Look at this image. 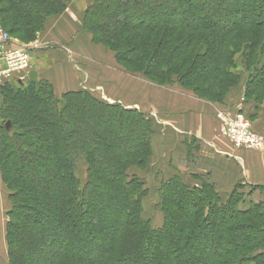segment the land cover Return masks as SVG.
Listing matches in <instances>:
<instances>
[{"label":"trees","instance_id":"16d2710c","mask_svg":"<svg viewBox=\"0 0 264 264\" xmlns=\"http://www.w3.org/2000/svg\"><path fill=\"white\" fill-rule=\"evenodd\" d=\"M72 1L6 0L7 7L0 9L1 24L13 38L29 44L43 31L48 17L64 13ZM164 1L93 0L86 12L84 28L97 44L114 50L120 62L143 68L150 61L146 73L152 81L163 84L179 76L184 88L212 102H222L226 91L237 81L231 72L234 68L229 59L231 53L226 49L232 33L236 36L232 38L236 41L235 49L244 51L246 66L251 67L246 100L262 103L264 66L254 64V60L264 54V0L257 4L244 0V5L240 4L242 0H217V6L210 9L203 3L191 4L186 0L193 5L188 16L191 19L173 26L169 24L179 19V11L169 5L158 12ZM238 13L242 14V21L235 25L228 22L229 15ZM144 14L155 18L154 21L137 23ZM249 28H254L250 40L244 33L236 35ZM180 30L189 33V37L176 35ZM198 31L209 32L204 38L208 46L205 43L198 47L195 34ZM143 32H149L148 36L143 37ZM19 35L23 37L19 39ZM214 38L219 45L212 51L214 47L210 44ZM154 40L158 48L151 50ZM123 41L133 48L129 59V54L118 55ZM226 79L232 81L228 83ZM43 86L46 97L41 95ZM0 90L3 95L0 119H5L0 127V171L12 203L5 231L9 264H264V215L259 210L263 205L240 209V201L231 199L227 205H213L214 197L219 195L210 184H204L205 188L190 187L176 177L162 184L159 190L164 226L151 228L142 214V201L148 189L144 182L128 174L130 167L144 164L151 155L145 135L151 123L141 113L124 110L119 113L117 125L108 117L99 140L88 139V143L75 142L73 147H62L61 130L69 131L79 106L83 104L82 108L89 113L91 106L95 113L90 115L97 119L103 115L99 109L107 105L88 93H69L59 100L52 87L43 82L25 88L6 85ZM78 97L85 98L83 103ZM51 102L66 105L59 112ZM125 118L134 121V126H140L144 133L145 141L138 139L140 135L134 129L127 130L138 135L127 141L133 144L131 150L121 147L120 140L110 139L112 133L122 134ZM36 120L42 121L41 133L47 135L49 147L33 136L31 128ZM7 123L11 124L10 129ZM92 143H103L105 147H94ZM81 157L89 164L85 186L77 177L74 162ZM241 189L238 187L237 192H242ZM222 214L231 219L230 229ZM209 233L219 238L211 246ZM201 239L205 249L193 244ZM225 244H230L231 251L221 253L219 249ZM192 253L198 258H190L187 263Z\"/></svg>","mask_w":264,"mask_h":264},{"label":"crops","instance_id":"0c3cea01","mask_svg":"<svg viewBox=\"0 0 264 264\" xmlns=\"http://www.w3.org/2000/svg\"><path fill=\"white\" fill-rule=\"evenodd\" d=\"M88 4L89 1L73 0L64 13L46 19L44 32L29 43L39 46L30 52L31 67L22 74V82L13 80L10 85L25 88L31 83L43 82L52 87L57 99L69 93H88L99 102H125L130 109L151 116L155 129L152 147L166 156L172 173L169 180L177 177L196 188L210 184L224 197L238 187L247 186L252 206L264 207L261 193L264 191V146L258 151L236 150L223 136L217 119V113L223 108L240 107L264 138V101L248 102L244 83L232 89L222 102L202 99L179 86L154 84L150 98H144L143 91L138 90L131 99L114 53L107 46L97 44L84 28ZM3 66L0 61V69ZM137 80L144 88L146 81ZM2 104L0 90V108Z\"/></svg>","mask_w":264,"mask_h":264},{"label":"rangeland","instance_id":"374dc122","mask_svg":"<svg viewBox=\"0 0 264 264\" xmlns=\"http://www.w3.org/2000/svg\"><path fill=\"white\" fill-rule=\"evenodd\" d=\"M0 1H5V2L0 4V9H4L5 7H7L6 6L7 5L6 0H0ZM78 1L79 2L83 1L85 3H87V1H89L88 8H89V6L92 5V2H93V0H77V2ZM190 1H191V4L192 3L193 4L201 3V5H202V3H203V6L208 5L209 6L208 9H210L211 6H217V4H218V3H216L217 0H214L215 4L213 1L211 2V1H207V0H190ZM190 1L187 2L186 0H166L163 3L162 2L160 3V5L162 4V7H160V9H158V12H163V8L165 9L169 5L171 7H173V5H174L173 8L175 9V11H179L180 16L178 15L179 19L175 20L174 22H170L169 26H173L171 24H176L179 21H181L182 23L189 22V21H184V20L186 18H188V20L191 19L188 17L191 14L190 7H193V5L190 4ZM225 1H229V0H223L222 2H225ZM243 1L244 0L241 1V3H240L241 5H244ZM259 1L260 0H253V4H257ZM127 6L128 5H126V8H127ZM176 8H178V9L176 10ZM86 12H85V17H88ZM208 12L211 14L210 16L213 17V15H214L213 12H211V10H209ZM174 17H176V16H174ZM241 17H242V14H239V13L238 14H231L227 17V20L231 24L235 25L238 22L242 21ZM2 18H3V15L0 14V23H1ZM154 19L155 18H153V17L150 18L147 16V14H144L143 17H140L139 20H137V23L145 25L146 23H149L150 21H154ZM155 21H157V20H155ZM160 29H162V27ZM43 32H44V29L39 34L35 35L36 39L32 42H35ZM253 32H254V28H249L248 30H245V32L239 31L238 33H236V35H239V33L240 34L244 33L245 37H247V39L250 40V38L253 35ZM148 34H149V32L148 33L147 32L142 33L143 37H147ZM195 34L198 36V40H197V42L199 44L198 47L204 45L205 43L208 46V40H207V42H205L204 38L210 35L209 32H207V31H200L199 32L198 31ZM176 35H180L184 39L189 37V33L184 32L182 30L178 31L176 33ZM229 35H230L229 41L227 42L226 49L229 50L228 54L231 53L229 59L231 58L230 62H231V64H234V66H233L234 68H231L232 69L231 72L235 75V79L237 81H235V83L232 84L234 86L230 85L232 87L226 91V93L223 97L224 100L226 99V97L229 96L232 89L234 90V88L240 86L241 83L245 84V92L244 93L247 94V89H248L247 84H248V78L250 75L249 70L251 68V67L248 68L246 66V65H248V63L245 60L246 55H245L244 51L240 50L238 52V50L235 49L236 48L235 47L236 41L232 40V38H234L236 36H233L232 33H230ZM17 37L19 39H21L23 36L19 35ZM245 37H244V39H245ZM216 39L213 41V43H212V41H211V44L209 43L211 45V47H214V48H212V51L216 50L218 48L217 46L219 45V43H218L219 40H216ZM32 42H29V43H32ZM120 44L121 43H119V45ZM125 45H126L125 41H123V45H122L123 48H121V49L119 48V50H118L119 54L118 55H121L120 53L129 54V55H127L128 59H129L133 48H132V46H125ZM150 45L152 46L151 50H155L158 48V42L155 40ZM116 46H117V44H116ZM106 48L111 49L109 46ZM148 51H150V49H148ZM112 52L114 53V56H115V59L117 62V67L119 69L120 68L122 69L123 78L126 79V84L129 86V93H130L131 99L137 95L138 90L143 91L144 98H147V97L150 98L152 95V85L153 84L157 87H164V86L165 87H172V86L178 87L179 86L180 88H182L184 90L192 92L191 90H188L182 86V82H180L181 78L179 76H174L171 79L166 80V82L163 84L162 83L160 84L158 82L156 83V82L152 81L150 79L151 77L148 76L146 73L147 72L146 66H148V65L151 66L150 61L146 62V65L143 68L137 67V66H131V65L120 62L115 51L113 50ZM228 54L226 56H228ZM263 56H264V54H261L258 57H255L254 64L257 63L261 67L264 66V57ZM213 60H214L213 62L216 61V59H213ZM124 74L128 75V78H126L124 76ZM140 78H142L146 81L144 84V88H143L142 84L140 85V81L137 80ZM225 81L230 82L232 80L226 79ZM197 85H199V84H197ZM41 91H42L41 95L43 97H46L47 94L44 95V93H46V87L45 86H43V89ZM195 95L196 96L198 95L199 97L204 98V97H202L203 95H201V94H195ZM245 98H246V96H245ZM78 99L81 101V103H83V100L85 98L84 97H78ZM205 99H207V98H205ZM85 101L88 102V99L86 98ZM51 103H52L51 105L53 107H57V111H59V112H61L62 109L66 105V102H64V103L60 102V103H58V105H56L55 103L53 104V102H51ZM89 103H91V101H89ZM102 103H104V105H107V107L103 108V110H100L102 108L99 109V111H101V113H103V115L100 114L99 118H97V119L93 118L92 117L93 115H90V114L95 113V109L93 110V108L91 106H90L91 113H89L90 111L82 108L83 104L81 106H79L78 109H76L77 114L72 119L74 125L72 124V126H70L69 131L68 130L65 131V129L61 130V133L63 134V137H64V142H63L64 144L62 147H69V146L73 147L75 142H83V141L86 142L87 141L86 143H88V139H90L89 140L90 142L92 140L94 141L95 139L99 140L100 136L102 137V135L100 134L101 130H103L102 127H107V124L105 122H107L109 120L108 117L113 118V120L116 121V125H117L119 123V117H120L119 113L123 112L124 110H131V111H134L136 113H141V112H137V110H132L129 107H127L125 102L119 103V102H106L105 101ZM91 104H94V103H91ZM83 107H85V106H83ZM225 108H229V107H225ZM225 108H223V109H225ZM63 114H64V111H63ZM142 115L144 116V118L146 120H148V121L150 120V123H151V124L148 123L149 130H148L147 134L145 132V135L147 136V141H149V145L146 147H149V152H151V155H149V157H147V161L144 164L139 165V166L133 165L132 167H130L128 170V174L130 175V178H136V179H139L145 183V188L148 189V194L145 196V198L142 201V204H143L142 214H143V217L146 221H150L151 228L158 229V228H161L162 226H164L163 225L164 224V215H163L162 211L160 210V208H161L160 203L162 201L161 200V192H160L161 190H159V189L162 187V184L166 183L169 180V178H170L169 176H171L172 173L169 172L170 171L169 170L170 165L168 166V162L166 161L167 160L166 156H164L161 152H157L156 149L154 151V147H152V145L154 143V138H155V129H154V126H153L152 121H151V116L145 115V114H142ZM132 116L137 117V116H135V114L134 115L132 114ZM14 119L15 118H13L12 120H14ZM4 122H5V119H3V120L0 119V127L4 126ZM101 122H104L106 125H103L104 123H101ZM98 123H101L100 124L101 128H98ZM122 123H123V125L121 126L120 132L122 131V134L125 133L126 135L124 136L121 133H120L121 135H118L116 133H114V134L112 133V135L110 136V139L115 138V139L120 140L121 141V147H127L126 150L127 149L131 150L130 148L133 147V144H130L127 141L135 140L136 134H134L133 131L130 134L127 132V130L128 129H130V130L134 129V132H137L140 135V136L136 135V136H138V139L145 141L143 129L140 126H134L135 125L134 121L131 122V121H129V119L125 118L122 121ZM33 125L34 126L31 128L33 136H35L36 140H40L44 146L49 147V145L47 144V140H48L47 135L41 133L43 130L42 121L40 120V122H38L36 120L33 123ZM92 145H94V147H105L103 143H102L103 146L101 144L95 145L93 143H92ZM86 147H88V146H86ZM67 151H68V149H67ZM74 162L76 164L75 168H76L77 177L79 178L80 183L85 186V184L87 183V180L89 179L88 178L89 176L87 173L88 172L87 168H88L89 164L82 157L76 159ZM167 167H168V169H167ZM1 180H0V264H9V257H8L7 246H6L7 245L6 232L5 231L7 230V224H8V220H9L7 217H8V213L12 207V205H11L12 203H10L9 199H8V197L10 195V191L7 189V186L5 185V183L4 184L1 183L2 182ZM201 186L203 188L206 187L204 184H201ZM246 187L247 186H245V188L241 190L242 192H237V190H234V192H232L227 197H224L223 195H219L216 192L219 196L214 197V199H213L214 204L213 205H216L218 203V206H224V205H227L231 199V202L232 201H235V202L240 201L238 203L239 207H241L240 209H250V208L256 209V208H254V206H252V203H250L248 201L249 195H251L250 194L251 192H250V189L248 187L247 188ZM261 193L264 194V191H262ZM215 199L217 201H215ZM189 200H191V198ZM260 209L262 210V214L264 215V207L262 206V208H259V210ZM209 214H210V212H209ZM222 217H224L226 219V221L228 223L227 225L230 229V225L232 224L231 219H229V216L223 215V214H222ZM228 227L226 229H228ZM250 233H253V232H250ZM210 234L211 233H209V235ZM227 234L231 235V233H227ZM218 240H219L218 236L213 237L210 235L209 245L211 246L212 243L214 244V242L218 241ZM200 241H202V239ZM200 241L199 240L194 241L193 244L196 245V247L205 249L206 247L204 246L203 241H202L203 245L200 244ZM229 245H227V244L223 245V249L221 247L219 249V251L221 253H222V251L227 250V249H229L231 251V247ZM244 255H246V254H244ZM248 255H250V253H248ZM190 258H193V259L196 258L197 259L198 256L196 254H193V253L190 254L188 257L187 263H189ZM147 260H149L148 257H147Z\"/></svg>","mask_w":264,"mask_h":264},{"label":"built area","instance_id":"2783aa9c","mask_svg":"<svg viewBox=\"0 0 264 264\" xmlns=\"http://www.w3.org/2000/svg\"><path fill=\"white\" fill-rule=\"evenodd\" d=\"M38 45L23 44L13 38L0 23V87L12 84L13 80L23 81L22 74L31 67L30 52ZM222 126V134L237 149L261 150L264 146L263 136L254 129L252 121L241 111L240 107H229L217 113Z\"/></svg>","mask_w":264,"mask_h":264},{"label":"water","instance_id":"95a60500","mask_svg":"<svg viewBox=\"0 0 264 264\" xmlns=\"http://www.w3.org/2000/svg\"><path fill=\"white\" fill-rule=\"evenodd\" d=\"M6 127H7V129H10L11 124L10 123H7Z\"/></svg>","mask_w":264,"mask_h":264}]
</instances>
